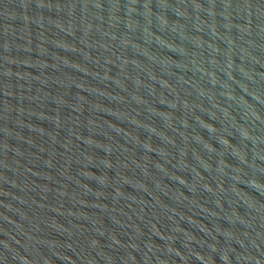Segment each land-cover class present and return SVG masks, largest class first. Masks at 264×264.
Instances as JSON below:
<instances>
[{"label":"water","instance_id":"1","mask_svg":"<svg viewBox=\"0 0 264 264\" xmlns=\"http://www.w3.org/2000/svg\"><path fill=\"white\" fill-rule=\"evenodd\" d=\"M0 264H264V0H0Z\"/></svg>","mask_w":264,"mask_h":264}]
</instances>
